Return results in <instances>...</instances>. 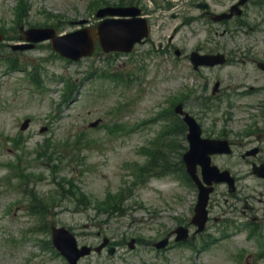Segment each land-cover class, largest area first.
<instances>
[{
	"label": "rangeland",
	"instance_id": "rangeland-1",
	"mask_svg": "<svg viewBox=\"0 0 264 264\" xmlns=\"http://www.w3.org/2000/svg\"><path fill=\"white\" fill-rule=\"evenodd\" d=\"M16 1L0 0V24H14ZM28 1L26 21L33 25L53 21V15L63 17L64 31L76 28L78 19L95 21L88 9L91 0ZM166 1L176 6L164 8ZM198 1L203 0H139L137 5L149 21L152 12L151 40L136 45L129 55L96 51L74 62L56 54L48 42L23 51L0 44V59L14 57L23 67L10 69L0 60V264H68L45 245L50 238L46 225L70 227L81 244H98L99 233L115 241L126 239L124 245L114 244L115 255L91 254L79 264H264L259 243L264 241V229L262 234L257 229L258 238L249 236V225L242 227L249 213L264 209L263 187L256 178L245 177L249 165L240 157L242 151L217 160L239 174V185L244 187L241 197L246 200L232 205L219 186L210 200L211 220L190 246L171 239L158 250L153 243L187 221L195 189L170 172L146 175L143 180L131 172L145 163L143 153L152 149L150 142L166 122L154 118L156 113L186 88L201 95L205 93L201 85L206 83V94H211L214 81L220 80L225 89L234 90V95L204 112L189 102L187 108L207 130L212 120L219 129L240 133L260 117L264 74L254 61H264V0L261 5L248 3L242 16L248 24L235 31L231 22V32L224 36L220 34L224 24L195 16L200 11ZM206 1L213 11H223L235 0ZM176 27L174 41L183 56L174 59L173 49L163 52L160 43L164 45ZM193 48L223 51L231 62L194 75L186 57ZM115 72L116 80L107 74ZM243 91L248 92L237 94ZM225 113L232 114L233 120L226 122ZM25 118L31 122L21 130ZM96 120L98 124L90 126ZM261 157L264 150L257 156ZM20 167L28 177L24 181ZM68 179L93 201L122 189L123 202L115 203L121 215L98 216L95 208L79 209L63 197L55 200L58 206L51 205L43 219L29 212L28 205H39L32 193L44 197L55 195L57 189L64 193L62 186ZM243 203L248 216L237 211ZM131 237L137 239L133 250L126 243Z\"/></svg>",
	"mask_w": 264,
	"mask_h": 264
},
{
	"label": "water",
	"instance_id": "water-1",
	"mask_svg": "<svg viewBox=\"0 0 264 264\" xmlns=\"http://www.w3.org/2000/svg\"><path fill=\"white\" fill-rule=\"evenodd\" d=\"M246 0H240L239 3H244ZM235 5L234 8H237ZM140 10L135 7H119V8H105L100 10L97 15L103 16L105 14L132 16L131 18L123 19H105L101 21L96 28H83L63 36H57L56 31L52 28H32L25 32V38L28 41L38 42L44 39H51L52 47L60 52L63 56L76 60L82 56L92 53L95 41L98 40L100 46L104 51H130L135 42L141 40L142 37L148 35V25L144 18L136 17ZM240 14V10L237 11ZM229 16V15H228ZM30 46V45H29ZM191 59L195 66L199 64L222 63L223 58L221 55H198L192 53ZM259 66L263 67L261 63ZM184 119L187 121L190 129L189 139L192 144V150L185 156L188 171L194 175L195 162H200L203 165V174L207 182H210L211 176L214 175V168L209 166L208 154L213 152L227 151L221 146H215L209 141L201 142L197 145L199 140V128L194 120L185 115ZM28 120L24 122L22 128H26ZM197 156L194 159V156ZM264 169V168H263ZM214 172V173H213ZM261 176H264V170L257 171ZM227 175V178L226 176ZM224 180L228 178L227 172L223 173ZM221 179V180H222ZM210 189L201 188L199 194V201L196 206L195 222L199 225V229L203 228L206 221L205 206L208 199ZM177 239H182L186 236V230L179 227L177 230ZM53 243L62 251V253L69 259L71 264H76L79 256L84 255L90 251L89 248L83 247L80 250L76 248V242L73 235L65 228H53ZM106 243V240L102 245ZM166 240L159 243L157 246H163ZM99 249V248H98ZM113 249L110 250L112 252Z\"/></svg>",
	"mask_w": 264,
	"mask_h": 264
},
{
	"label": "flooded vegetation",
	"instance_id": "flooded-vegetation-1",
	"mask_svg": "<svg viewBox=\"0 0 264 264\" xmlns=\"http://www.w3.org/2000/svg\"><path fill=\"white\" fill-rule=\"evenodd\" d=\"M205 14H207V17L209 16V11H206L204 14H202V16H204ZM173 37H171V39L168 41V43L170 44L171 43V40H172ZM220 94V93H219ZM218 94V95H219ZM258 138L260 139V134H258ZM247 136V135H246ZM222 138H227L230 142V144L232 146H243V148L247 149V147H249L252 143L251 140L247 139V137H235L234 135H222ZM261 142H264V140H261ZM249 144V145H248ZM262 149V147H259V151ZM252 162H255V161H252ZM257 163H262V161H259Z\"/></svg>",
	"mask_w": 264,
	"mask_h": 264
},
{
	"label": "trees",
	"instance_id": "trees-1",
	"mask_svg": "<svg viewBox=\"0 0 264 264\" xmlns=\"http://www.w3.org/2000/svg\"><path fill=\"white\" fill-rule=\"evenodd\" d=\"M155 161V159H152V162H154ZM150 165V164H149Z\"/></svg>",
	"mask_w": 264,
	"mask_h": 264
}]
</instances>
